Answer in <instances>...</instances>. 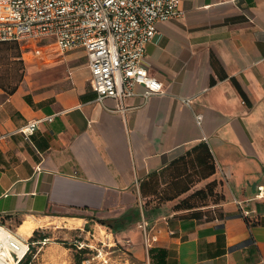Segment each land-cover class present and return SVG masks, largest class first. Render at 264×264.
Returning <instances> with one entry per match:
<instances>
[{"label":"crops","instance_id":"1","mask_svg":"<svg viewBox=\"0 0 264 264\" xmlns=\"http://www.w3.org/2000/svg\"><path fill=\"white\" fill-rule=\"evenodd\" d=\"M179 8L146 46L145 64L163 84L148 97L136 84L122 102L98 100L83 50L33 39L47 51H31L29 68L62 73L33 88L22 79L12 93L0 87L1 218L110 224L131 235L141 264H264V0ZM30 120L39 122L25 137L18 129ZM201 146L215 169L197 179ZM178 172L179 186L197 180L165 199ZM210 182L213 200L176 206Z\"/></svg>","mask_w":264,"mask_h":264},{"label":"built area","instance_id":"2","mask_svg":"<svg viewBox=\"0 0 264 264\" xmlns=\"http://www.w3.org/2000/svg\"><path fill=\"white\" fill-rule=\"evenodd\" d=\"M179 4L180 0H0V41L47 38L62 52L83 50L98 100L113 97L122 102L135 93L136 84L148 97L162 93L163 84L145 64L146 46L155 37L158 21L181 15ZM201 119L197 114L198 123ZM38 122L30 120L18 131L27 137ZM253 212L258 215L256 209ZM13 226L0 217V264H22L30 247L41 242L21 237ZM142 228L150 247L155 237L148 235L145 223Z\"/></svg>","mask_w":264,"mask_h":264},{"label":"rangeland","instance_id":"3","mask_svg":"<svg viewBox=\"0 0 264 264\" xmlns=\"http://www.w3.org/2000/svg\"><path fill=\"white\" fill-rule=\"evenodd\" d=\"M20 55L24 53L27 61L22 60V67L17 65L14 69L13 63L0 64V78L8 75L12 80L19 77L22 72L23 84L27 88H33L37 85L47 83L52 78L61 74V71H48V68L40 69L37 72L35 68H29V53L39 50L38 54L44 48L41 40L25 41L18 43ZM51 47L47 44L45 47ZM37 48V49H36ZM51 50V49H50ZM15 52L14 50L5 51L4 54ZM36 54V53H35ZM37 54V55H38ZM5 61L13 60L5 55ZM34 57V56H33ZM35 59H33L34 61ZM7 69L4 70V68ZM38 73H41L37 76ZM13 82V81H12ZM213 195L208 196L205 200H213ZM200 202V200H197ZM32 224L25 223L21 225V220L13 222L14 229L18 227L19 232L29 241L40 240L30 247L29 257L25 264H75L74 254H80L81 264H141L140 259L136 257L133 250L131 235H124L121 232H114L108 226L101 224L97 220H88L86 222L76 219L54 218V217H27ZM131 233L138 234L139 230L136 224L129 228ZM35 232V233H34ZM42 235L47 237L42 239ZM44 240V241H43ZM43 241V242H42ZM83 249V252L77 253Z\"/></svg>","mask_w":264,"mask_h":264},{"label":"trees","instance_id":"4","mask_svg":"<svg viewBox=\"0 0 264 264\" xmlns=\"http://www.w3.org/2000/svg\"><path fill=\"white\" fill-rule=\"evenodd\" d=\"M14 49H15V52H13V53L11 52L9 54H4L5 51L14 50ZM5 55H8L7 56L8 58L13 57V60H11V62H10V60L7 59V61H5L4 60L6 57ZM10 63H13V67L15 70L18 69V67H16L17 65L22 67L23 62H22V59L20 58V50H19V46H18V41L17 40H1L0 41V64H10ZM6 69H7V66H6V68H4V70H6ZM21 80H22V72L19 73V77L15 78V80H12L8 75H6V77L0 78V87L2 89H4L7 93H12L13 91H15L16 87L18 86V84ZM201 151H202V153H198L195 156L196 160H197L196 163L198 165H201L200 166L201 174H200V176H197V179L207 177L208 175L212 174L214 172V169H215L214 161H213V158H212L211 153L208 150V148L201 146ZM189 163L192 167L195 165L192 162V160ZM179 174L180 173L178 172V173H174L172 175V179L168 183L170 185V189L172 190V192L170 194H167V195L164 194L165 199H172V198L176 197L177 195L181 194L182 192L188 190L190 188V185L194 182V180H197L194 178H189V176H186V180L188 179L187 180L188 182L182 183L179 186V184H178V183H180V182H178L179 178H176ZM182 181H184V180H182ZM212 185H213V182L208 183V189L196 190L191 195L187 196L186 198H183L180 201V203H178L176 206L177 207H182V206L183 207H192L196 203L195 201H193V198L196 200H200V199H206L209 195L210 196L214 195ZM140 190H141V193L143 195L141 185H140ZM108 226H110L112 231L116 230L115 227L111 226L110 224ZM41 237H42V239H44L47 236L42 235ZM31 241H33V240H31ZM83 251L84 250L81 249L77 253H80ZM28 257H29V254L25 257L22 264H25L27 262ZM82 259L83 258H81L80 254H74L75 264H81Z\"/></svg>","mask_w":264,"mask_h":264},{"label":"bare ground","instance_id":"5","mask_svg":"<svg viewBox=\"0 0 264 264\" xmlns=\"http://www.w3.org/2000/svg\"><path fill=\"white\" fill-rule=\"evenodd\" d=\"M29 223V224H32V221L31 220H28V219H25L22 223H21V225H23V224H25V223ZM18 234L21 236V237H25V236H23V234L21 233V232H19V230H18Z\"/></svg>","mask_w":264,"mask_h":264}]
</instances>
